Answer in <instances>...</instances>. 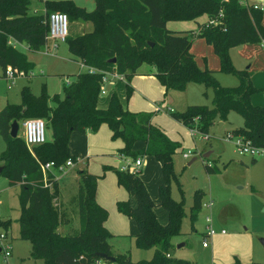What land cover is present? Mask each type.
Listing matches in <instances>:
<instances>
[{
	"label": "trees",
	"instance_id": "16d2710c",
	"mask_svg": "<svg viewBox=\"0 0 264 264\" xmlns=\"http://www.w3.org/2000/svg\"><path fill=\"white\" fill-rule=\"evenodd\" d=\"M95 8L87 10L73 0L49 1L45 13H31L29 0H0V64L7 67L33 69L26 55L11 42L25 43L33 51H42L48 44V17L52 10L66 11L72 20L91 21L93 30L77 36H68L66 42L74 60L92 66L98 71L77 74L75 81L64 86V94L36 95L29 86L22 91V104H8L0 110V133L6 150L0 160L11 185H19L20 214L17 219L21 239L31 243L30 257L45 264H192L172 255L173 238L179 235L185 211L182 202L171 196L170 178L175 177L173 155L181 144L171 140L164 130L152 122L150 111H130L114 95L106 108L98 105L103 71L116 70L123 74L128 97L133 88L130 82L143 64L155 68V76L165 88L185 89L190 82L213 88V106L191 105L172 116L184 124L196 119L202 123V133H208L217 119L226 120L230 111L238 112L244 126L234 130L264 147V105L252 102L258 90L247 70L234 67L229 50L246 43L264 41L263 11L245 5L241 0H94ZM207 15L208 21L198 22L195 30L173 31L169 20H198ZM216 19L217 22H213ZM201 37L212 45L220 59L222 72L237 75L236 86L221 85L216 70L201 69L191 47ZM153 43V45L150 44ZM115 57L116 62L109 59ZM41 117L46 121L52 138L28 147L19 134H10L15 119ZM107 123L114 139L124 145L119 152L137 159L150 155L162 162L165 181L160 185V201L156 203L138 172L116 170L118 180L137 204L120 201L119 210L136 220L138 232L134 240L140 248H154L151 259L133 261L130 253L113 249V234L106 227L108 211L97 199L98 176L86 169L79 170V188L76 196L79 207L80 230L73 234L59 231L60 211L53 202L58 199V180L49 172L46 180L42 163L54 161L57 165L69 158L70 139L74 132L97 131ZM20 128V126H19ZM19 132V131H18ZM142 146L137 148V143ZM209 173L216 167L208 164ZM201 193L194 196L192 219H196L201 204ZM164 206L168 222L162 224L155 212ZM10 223L5 224L9 229ZM100 252L115 258L104 259ZM254 264V263H253Z\"/></svg>",
	"mask_w": 264,
	"mask_h": 264
},
{
	"label": "rangeland",
	"instance_id": "374dc122",
	"mask_svg": "<svg viewBox=\"0 0 264 264\" xmlns=\"http://www.w3.org/2000/svg\"><path fill=\"white\" fill-rule=\"evenodd\" d=\"M29 1L31 13H42L47 2L58 0ZM73 1L87 10L95 8L94 0ZM243 1L264 5V0ZM55 11L61 10H52L50 13ZM67 14L70 20L69 36L93 30L91 21L72 20L70 14ZM201 45L204 47L209 44L202 40ZM17 48L33 64V69L28 72L20 69L25 75L9 80L3 76L4 70L0 64V110L8 104H22L21 91L25 86H29L36 95H63L64 86L75 81L77 74L86 70L81 63L74 60L66 41L49 38L47 47L42 51H33L25 43L18 44ZM258 48L263 51L259 52L261 59L254 66H251L252 61L237 57L236 48L232 47L229 53L234 67L247 70L258 88L252 95V102L264 105V45L263 49L260 46ZM46 49L49 51L46 52ZM149 67L150 69H144L147 71L132 78L130 85L133 92L130 97L127 95L126 80L112 78L105 82L102 89L106 92L99 95L98 105L106 108L111 97L115 95L122 106L130 111H150L153 113L152 122L160 126L171 140L181 144L173 155L175 177L170 178V188L172 198L182 202L185 214L180 224L181 233L173 238V257L189 260L192 264H264V244L261 240L264 239V153L256 157L239 153L234 130L244 126L242 115L230 111L226 120L217 119L208 133H202V123L198 119L191 124H184L175 119L171 112H184L191 105L212 107L213 88L190 82L185 89L171 90L165 95V88L154 74L156 71L151 70L152 66ZM215 75L223 86H236L239 83L237 75L233 73L219 69ZM15 120L20 126L18 134L23 137L24 119ZM191 128L196 129L194 134ZM46 137L48 140L52 138L49 126L46 127ZM123 145L120 138L112 137L107 123H103L97 131L72 133L70 152L76 155L77 161L63 171L51 170L60 187L59 197L53 202L58 206L61 215L58 229L62 233L70 234L80 230L76 200L79 188L78 172L86 169L99 177L97 199L109 213L106 227L113 234L110 243L114 250L130 253L133 261L151 259L154 248H140L136 245L133 236L138 232V224L118 207L123 200H130L133 206L137 204L135 196L129 195L116 174V170H122L124 164L119 152ZM141 146L140 142L137 143V148ZM5 150L6 143L0 133V156ZM184 153H190V156L185 158ZM206 153L210 155L204 157ZM121 156L134 163V158L123 154ZM139 157L142 164L138 168L132 164L129 171H137L141 175L152 199L158 203L159 187L165 181L162 162L150 155ZM193 158L196 159L192 161ZM208 164L216 167V172L209 173L206 168ZM19 193L20 186L11 185L7 174L2 172L0 234H5L3 242L10 246L11 255L6 260L4 252L0 251V264H45L41 259L30 257L31 243L20 238L17 221L21 209ZM196 193H201L202 198L197 217L193 220L191 214ZM155 212L160 223L168 222V213L164 206H157ZM207 215L211 216L218 233L206 238ZM6 223H10L9 229L5 228ZM221 229H225L226 233H219ZM205 239L209 242L208 247L203 246Z\"/></svg>",
	"mask_w": 264,
	"mask_h": 264
},
{
	"label": "built area",
	"instance_id": "2783aa9c",
	"mask_svg": "<svg viewBox=\"0 0 264 264\" xmlns=\"http://www.w3.org/2000/svg\"><path fill=\"white\" fill-rule=\"evenodd\" d=\"M241 2L245 5H249L250 3H245L243 0ZM252 7L254 9H259L261 11H264V5L262 3L258 4H252ZM69 16L66 12L63 11H55L49 14L48 17V23H49V32H48V41L49 38L55 39V40H61V41H66L67 37L69 36ZM213 22H217L216 19L213 20ZM14 45H18L20 43L18 42H11ZM47 47V45L45 46ZM46 52L49 51V49L45 50ZM79 62V61H78ZM85 67V71H88L90 73H95L98 70L92 66H87L83 62H79ZM103 77H102V87L105 82L110 81L112 78H121L125 80V77L123 74L118 73L115 69L112 71H103ZM25 72H21L20 69L12 68V67H7L6 70L4 71L3 76L6 77L9 80L14 79L18 75H25ZM70 83V82H69ZM100 94H104L106 91L102 89ZM170 111H172L170 109ZM23 127H24V133H23V138L25 139L26 144L30 147L33 145H38L41 143L46 142L47 137H46V121L41 118V117H31L23 120ZM192 134L196 132L195 128H191ZM236 138H235V144L236 147L239 151L240 154H249L253 157L262 155L264 153V147L260 146H255L252 144L251 140L245 138L243 135L235 133ZM233 136V135H231ZM122 155V154H121ZM121 158L124 159V164L122 165V170L123 171H129L130 167L132 164L134 167L138 168L142 164V160L140 157L134 160V163L130 162L125 158L124 156H121ZM190 156V153H184V157L188 158ZM74 161L69 158L65 163L62 164H56L54 161H49L46 163L41 164V168L44 174V179L46 180L47 175L49 172H52V169H55L57 171H63L66 167H71L74 165ZM131 172V171H130ZM137 172V171H134ZM53 174V173H52ZM54 175V174H53ZM55 177V175H54ZM56 178V177H55ZM211 206V203L209 204ZM206 238L207 237H213L215 236L218 231L215 229V227L212 224V218L211 216L207 215L206 216ZM220 233H226L225 229H221L219 231ZM5 238V234H0V248L1 251L4 252L5 258H7L11 255V248L9 245H5L3 242V239ZM203 246L208 247L209 242L207 239L203 241Z\"/></svg>",
	"mask_w": 264,
	"mask_h": 264
},
{
	"label": "crops",
	"instance_id": "0c3cea01",
	"mask_svg": "<svg viewBox=\"0 0 264 264\" xmlns=\"http://www.w3.org/2000/svg\"><path fill=\"white\" fill-rule=\"evenodd\" d=\"M250 4H254V3H250ZM255 4H258V3H255ZM45 12H46V7L44 8L42 13H45ZM207 19H208V16L207 15H203V16L198 18V20L200 22L198 20H196V21L195 20H169L167 22V27L169 29L173 30V31L195 30L198 27V22L199 23H204V22L207 21ZM262 24L264 25V19L262 20ZM83 33H85V32H83ZM83 33H79V34L77 33L76 35H73V36H77V35H80V34H83ZM202 40H205V39L204 38L203 39L196 38L193 41V44H192V47H191V51L195 55V59L197 61L198 66L201 69H204L205 67H208L210 69L218 71L220 69V59H219V57L215 53L214 48H213L212 45L209 44V45H204V47H202V45H201L202 44ZM263 45H264L263 42L262 43H246V44H242V45H239V46H236V47H233V48H236V56L237 57H243L247 61L248 60L252 61L251 62V66H254V64L258 63L260 61V59H261V55H259V52L263 51V50H259L258 47L260 46L263 49ZM149 66H151V65L143 64L137 70V73L135 75H137L138 73H143L144 71H147V70H144V69H150ZM151 70H155V68L152 66ZM219 124H220V122H219ZM221 234H225V233H221Z\"/></svg>",
	"mask_w": 264,
	"mask_h": 264
},
{
	"label": "water",
	"instance_id": "95a60500",
	"mask_svg": "<svg viewBox=\"0 0 264 264\" xmlns=\"http://www.w3.org/2000/svg\"><path fill=\"white\" fill-rule=\"evenodd\" d=\"M150 44L153 45L152 42H150ZM109 62H111V63H115V62H116V58L113 57V58L109 59ZM221 124H222V122H220L219 125H221ZM18 131H19V123H18L17 120H14V121L12 122V124H11L10 134H11L13 137H16V136L18 135ZM209 155H210V153H206V154H204V157H208ZM195 159H196V158H193L192 161H194ZM192 161H191V162H192ZM191 162H190V163H191ZM3 168H4V166H3V165H0V174H1L2 171H3ZM261 240H262V242H263V244H264V239H261ZM179 246H181V244H180ZM0 251H1V248H0ZM99 256H101V257L104 258V259H111V260L115 261V258H114V257L109 256L107 253H104V252H100V253H99Z\"/></svg>",
	"mask_w": 264,
	"mask_h": 264
}]
</instances>
